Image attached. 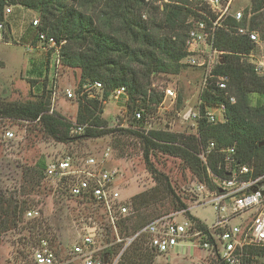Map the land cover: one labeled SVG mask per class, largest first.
<instances>
[{
    "label": "trees",
    "instance_id": "16d2710c",
    "mask_svg": "<svg viewBox=\"0 0 264 264\" xmlns=\"http://www.w3.org/2000/svg\"><path fill=\"white\" fill-rule=\"evenodd\" d=\"M155 2L0 0L1 22L5 21L6 9L11 6L35 12L40 26L36 28L34 43H37V35L41 32L54 37L59 43H64L63 66L81 71L76 88L79 108L75 123L59 113L49 112L52 91L47 90V78L42 88L38 89L41 95L32 96L34 99L26 102H5L0 99V119H12L17 126L29 121L35 129L39 127L47 139L63 145L106 136L133 138L138 142L143 163L155 186L134 196L128 202L130 214L117 220L116 225L123 239L162 218V209L156 207L165 199H170L172 212L188 208L186 196L177 192L171 179L156 167L159 155L180 160L198 182L207 184L211 190L218 189V179L209 174L208 168L215 175H225L219 170L224 160V150L235 149L237 162L254 168L256 174L264 173V147H259L264 142V77H259L253 66L243 59L244 55L255 50V44L246 36L232 33L238 27H248L258 31L264 42V0H254L251 10L244 11L242 21L237 22L229 17L221 23L216 48L224 55L215 73L229 76L230 91L236 97V103L227 105L225 122L214 125L201 120L198 130L193 133L172 132L166 127L146 128L163 101V96L152 88L151 80L153 75L177 76L186 70L188 66L182 65L181 61L187 54L188 20L207 21L200 12L207 15L211 12L202 0H171L161 7ZM145 14L148 15L147 19L144 18ZM249 14H252L250 18ZM6 25L10 27L8 22ZM37 82L34 80L32 83L35 85ZM91 82L104 86L101 98L81 94L83 86ZM120 87L127 88L128 98L121 103L125 114L118 117V125L110 127L102 117L104 102ZM186 99L184 94L179 93L176 109H182ZM200 99L209 106L227 103L222 90L212 81L200 93ZM140 109L144 111V118L136 120L134 112ZM172 113L175 115V110ZM80 126H85L84 131L74 134L72 131ZM211 143L215 144V149L209 154L207 166L199 155ZM5 144L0 138V148ZM124 147L123 154H126L129 145ZM46 164L44 158L33 166L19 160L2 163L1 168L12 166L20 173L15 181L11 177H0V242L10 232L22 233L26 229L30 231V236L19 238V242L32 244L46 238L41 225L44 217L26 218L27 213L38 205L36 198L48 193L44 185ZM60 196L62 194L58 193L57 197ZM78 202L101 208L93 197ZM104 229L105 241L110 243L114 229L111 224ZM121 248L122 245L117 244L105 252L117 254ZM255 254L263 258L264 250ZM156 256L148 246V236L143 235L125 251L118 264H154ZM207 258V264H221L212 256ZM21 262L19 264H24Z\"/></svg>",
    "mask_w": 264,
    "mask_h": 264
},
{
    "label": "built area",
    "instance_id": "2783aa9c",
    "mask_svg": "<svg viewBox=\"0 0 264 264\" xmlns=\"http://www.w3.org/2000/svg\"><path fill=\"white\" fill-rule=\"evenodd\" d=\"M235 0H202L211 14L200 12L206 19L198 20L190 18V28L186 39V57L181 64L201 71V80L197 93L184 102L182 109H176L179 91L172 87H163L157 90L163 96L159 106L160 110L168 111L170 104L175 115L185 121H191L193 127L198 130V122L206 120L210 124L225 122L227 105L235 104L236 97L230 91V78L228 75L216 74V68L223 61L224 52L216 48L217 32L221 23L232 17L237 22L244 19L245 9H233ZM151 3L152 0H145ZM161 3H169L170 0H159ZM12 14V9H6L5 18ZM252 14H249V18ZM146 19V14L144 15ZM6 19L0 21V40L5 39ZM32 26H40V20L34 19ZM238 36H246L255 44V50L244 55L245 60L253 66L259 77H264V42L259 32L250 30L248 27H238L232 30ZM37 43H31L29 51L41 50L46 57V67L53 73L54 79L51 84V100L49 112L54 113L56 107V93L61 91L59 87V75L63 67V46L54 37L45 32L38 33ZM259 48L262 53L258 54ZM222 90L227 103L209 106L202 99L200 93L207 89L210 82ZM77 88V87H76ZM104 86L99 82L87 83L83 86L81 94H88L90 98H96L94 92H102ZM64 96L71 100L78 95L76 89H64ZM102 94V93H101ZM128 98L127 88L120 87L115 90L110 98ZM107 101L104 102V104ZM190 108L188 111L187 109ZM186 112H188L186 114ZM136 120L144 118L143 110L134 112ZM25 125L31 122L23 121ZM17 126V125H15ZM85 126L77 127L72 132L80 134ZM18 131L15 128L4 129L1 141L5 143L17 141ZM215 149L211 143L208 148L203 149L199 158L208 166L209 154ZM114 149L108 147L102 154L89 155L87 158L79 159L73 154H66L46 164L44 176L57 184L60 190L67 196L77 200H87L93 197L104 211L108 223L112 225L114 232L118 234L115 244H105L100 240L99 226L91 224L85 228V233L80 242L70 247V254L81 264H118L125 251L143 235L148 236V246L158 256L169 255L182 241H198L203 250L209 252L208 256L216 258L221 264H264L263 258L255 252L264 250V173L256 174L254 168L237 162L235 149L224 150V160L220 163L219 170L224 176L213 174L208 168L210 175L218 179V189L211 190L207 184L195 183L191 191L196 198V206L206 203L213 204L217 218L212 226H207L191 214L192 207L175 213L174 218L162 217L147 224L138 233L129 237L121 238L116 225L120 217L127 216L131 212L128 203L121 200V194L115 184L119 178L120 171L117 167H110ZM235 198L227 204V200ZM40 210L32 209L27 213V219H39L42 217ZM176 216H184L185 220L179 222ZM237 221V223H235ZM122 245L117 254L106 253V249L115 245ZM29 256L31 264H70L62 260L56 250L52 247V239L42 238L37 243L31 244ZM168 262H171L170 255Z\"/></svg>",
    "mask_w": 264,
    "mask_h": 264
},
{
    "label": "rangeland",
    "instance_id": "374dc122",
    "mask_svg": "<svg viewBox=\"0 0 264 264\" xmlns=\"http://www.w3.org/2000/svg\"><path fill=\"white\" fill-rule=\"evenodd\" d=\"M253 1L235 0L233 9L251 10ZM155 5L161 7L165 3L156 0ZM10 8L13 14L6 17L10 27L6 30L5 39L0 40V99L5 102H26L34 99L32 96L41 95L38 89L42 88L46 78L48 79L47 90H51L54 75L47 70L46 57L41 50H35L34 52L28 50L31 43L35 42L36 28L32 26V22L34 19H39L38 16L35 12L22 7L11 6ZM147 18L148 15L146 14ZM261 50L262 48L257 50L258 54L262 53ZM243 59L246 58L243 57ZM80 74L81 71L78 69L63 66L59 75V87L62 90H58L56 93L54 112L74 123L77 121L78 116L79 97L77 95L76 98L68 100L65 98L63 91L67 88L76 89ZM200 77V70L187 67L185 71L177 76L153 75L151 82L152 87L155 85L157 90L169 86L177 89L179 93L184 94L188 99L196 95ZM34 80H38L35 85L32 83ZM94 93L97 98H101L102 92ZM125 101V97H120L110 98L105 103L102 117L107 120L110 127L118 125V117L124 116L125 109L121 106V103ZM167 107L169 108L168 111L157 110L155 117L148 121L147 129L166 127L172 132L183 133L187 131L193 133L195 131L191 121L176 117L173 113L171 114L170 104ZM15 125H17L16 121L12 119H0V138L4 129L15 128L18 131L17 141L9 142L0 148V152L2 151L0 153V177L3 179L11 177L15 181L19 178L20 172L12 166L1 168L2 163H13L19 160L33 166L42 158L48 163L70 153L79 159H84L89 155L102 154L108 147H111L114 149V154L109 166L117 167L120 171L115 187L120 192L123 202L128 203L134 196L142 194L155 186L153 178L143 163L139 144L133 138L106 136L101 139L84 140L63 145L47 139L40 132L39 127L35 129L32 124ZM119 140L121 141L118 143ZM126 144L129 145V151L123 154ZM11 152H15V154ZM156 167L171 179L177 192L186 196L187 201L189 200L188 203L192 207L191 214L207 226H212L217 218L216 210L213 204L209 203L194 207L196 206V198H193L191 191L195 188L194 185L197 180L181 164L180 160L159 155L156 160ZM44 185L48 193L46 196L37 197L36 202L38 205L34 207L43 214L45 221L41 224L42 230L46 233V238L52 239V247L62 260L70 264H81L79 260L71 256L70 247H74L81 241L85 228L91 224L99 226L100 240L105 241L106 231L104 228L109 224L108 219L104 217L101 208L80 204L77 199L71 198L62 192L54 182L45 179ZM58 193L62 194L59 198L57 197ZM169 203L170 199H165L156 207L162 209L161 217L174 218L175 212H172ZM176 220L182 222L185 217L176 216ZM29 236L30 231L27 229L22 233L12 231L6 235L3 241L0 242V264H19L21 261L24 264H31L28 252L29 248L32 247L31 244L18 241L19 238H28ZM117 237L118 234L113 230L111 242H105V244H115L114 238ZM169 255L171 262H168ZM169 255H157L154 264H207L206 259H208L209 252L202 249L200 242L188 240L180 242Z\"/></svg>",
    "mask_w": 264,
    "mask_h": 264
},
{
    "label": "water",
    "instance_id": "95a60500",
    "mask_svg": "<svg viewBox=\"0 0 264 264\" xmlns=\"http://www.w3.org/2000/svg\"><path fill=\"white\" fill-rule=\"evenodd\" d=\"M259 147H264V142L261 143V144L259 145ZM234 200H235V198H232V199L227 200V204H230V203L233 202Z\"/></svg>",
    "mask_w": 264,
    "mask_h": 264
},
{
    "label": "crops",
    "instance_id": "0c3cea01",
    "mask_svg": "<svg viewBox=\"0 0 264 264\" xmlns=\"http://www.w3.org/2000/svg\"><path fill=\"white\" fill-rule=\"evenodd\" d=\"M13 14V13H12ZM11 15V14H10Z\"/></svg>",
    "mask_w": 264,
    "mask_h": 264
}]
</instances>
